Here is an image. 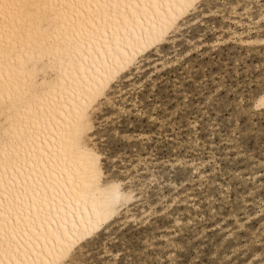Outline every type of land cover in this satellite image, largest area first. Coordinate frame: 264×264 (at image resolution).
<instances>
[{"label":"rangeland","instance_id":"374dc122","mask_svg":"<svg viewBox=\"0 0 264 264\" xmlns=\"http://www.w3.org/2000/svg\"><path fill=\"white\" fill-rule=\"evenodd\" d=\"M196 20L93 124L115 179L146 185L114 247L138 264H264V26L249 0H208Z\"/></svg>","mask_w":264,"mask_h":264},{"label":"bare ground","instance_id":"6f19581e","mask_svg":"<svg viewBox=\"0 0 264 264\" xmlns=\"http://www.w3.org/2000/svg\"><path fill=\"white\" fill-rule=\"evenodd\" d=\"M187 14L184 5L169 7L166 3L162 10L154 7L149 11L142 23L137 21L134 31L129 25L127 31L121 28L119 35L110 33L103 39L72 38L53 22L17 54L14 64L0 58V228L5 227L11 211L18 234L26 233L27 244L15 254L0 250V264H49L54 250L63 243L61 234L69 237V230L76 235L87 229L99 231L101 221L136 220L132 207L146 185L137 189L132 180L114 178L111 183L116 189L108 194L110 206L106 207L105 194L83 182L87 144L96 147L91 137L83 151L74 149L76 121L91 106L95 90L107 88L110 77L120 74L116 68L122 61L127 68L141 56L146 60L153 47L159 53L169 42L161 33L166 36L172 24ZM10 73L14 86L18 85L15 94H31L12 116L5 108ZM257 103H264V95ZM93 129L92 124L89 131ZM2 242L7 248L6 237Z\"/></svg>","mask_w":264,"mask_h":264},{"label":"snow or ice","instance_id":"6c2138e0","mask_svg":"<svg viewBox=\"0 0 264 264\" xmlns=\"http://www.w3.org/2000/svg\"><path fill=\"white\" fill-rule=\"evenodd\" d=\"M249 2L251 12L259 16L264 26V0H249ZM166 3L169 7L173 3H180L189 9V14L172 24L166 36L163 32L161 33V36L169 41L181 39L183 29L189 27V21L198 23L196 15L205 11V0H0V19H2L0 58L11 60L14 64L17 54L50 29L53 22L63 33L70 34L72 38L82 36L103 39L110 33L119 35L121 28L127 31L129 25L134 31L138 27L137 21L142 23L149 11L154 7L162 10ZM141 9L145 10L143 14H141ZM192 12L195 14H191ZM152 15L155 16L156 13L153 12ZM164 47H167V44L159 48L161 54L164 52ZM124 50L126 52L127 48ZM156 51V47H153L147 55L153 56ZM159 58L157 56V59ZM144 59L145 57L141 56L134 62V66L127 68H124L127 62L122 61L120 67L116 68V73L120 74H113L110 77L108 87H98L95 90L91 106L76 121L78 133L73 139L74 149L84 150L85 143L95 135L89 129L102 113L107 115L110 109L115 108L119 90L127 91L129 83H138L135 76L137 68ZM121 68H123L122 72ZM141 71L140 81L148 75L147 71ZM15 87L18 85L14 86L10 73L5 100V108L9 116H12L21 105H25L31 99L29 93L24 94L23 97L17 96L14 91ZM214 95L208 98L210 104L215 103ZM107 148V145L93 148L90 143L87 144L85 155L88 166L83 177V182L89 183L105 194L106 207L110 206L108 194L116 189V185L111 183L115 178V173L108 164L110 153ZM107 214L110 213H105ZM101 224L99 231L87 229L76 235L69 230V237L61 234L60 239L63 243L54 250V259L50 260L49 264H138L136 261L124 260L123 255L114 247L113 232L117 231L113 227L115 221L107 224L101 221ZM0 233H3L0 236V250H3L5 254L19 252L22 245L27 247L23 239L26 233L18 234L17 220L12 216L11 211L8 213L5 227L0 228ZM5 237L7 248L2 242ZM114 254L119 259L114 258ZM19 264H24V262L20 261ZM151 264H159V258L154 259ZM167 264H177L175 256L171 257Z\"/></svg>","mask_w":264,"mask_h":264}]
</instances>
